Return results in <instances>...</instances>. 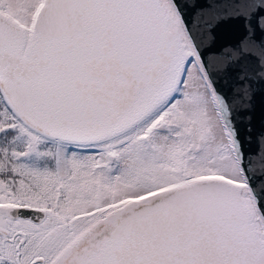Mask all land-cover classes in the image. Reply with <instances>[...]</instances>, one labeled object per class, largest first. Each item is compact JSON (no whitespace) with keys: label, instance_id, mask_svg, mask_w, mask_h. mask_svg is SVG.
Returning a JSON list of instances; mask_svg holds the SVG:
<instances>
[{"label":"snow or ice","instance_id":"1","mask_svg":"<svg viewBox=\"0 0 264 264\" xmlns=\"http://www.w3.org/2000/svg\"><path fill=\"white\" fill-rule=\"evenodd\" d=\"M185 7L0 0V264H264V157Z\"/></svg>","mask_w":264,"mask_h":264},{"label":"water","instance_id":"2","mask_svg":"<svg viewBox=\"0 0 264 264\" xmlns=\"http://www.w3.org/2000/svg\"><path fill=\"white\" fill-rule=\"evenodd\" d=\"M182 2L217 88L234 109L246 157L258 166L264 157V31L257 26L259 17L249 22L241 16L247 15L246 0Z\"/></svg>","mask_w":264,"mask_h":264}]
</instances>
